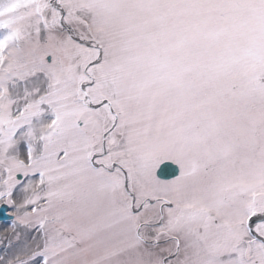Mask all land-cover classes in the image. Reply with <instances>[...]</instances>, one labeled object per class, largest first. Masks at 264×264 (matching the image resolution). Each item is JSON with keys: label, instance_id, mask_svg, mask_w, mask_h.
<instances>
[{"label": "snow or ice", "instance_id": "snow-or-ice-1", "mask_svg": "<svg viewBox=\"0 0 264 264\" xmlns=\"http://www.w3.org/2000/svg\"><path fill=\"white\" fill-rule=\"evenodd\" d=\"M0 208V264H264V0H0Z\"/></svg>", "mask_w": 264, "mask_h": 264}, {"label": "water", "instance_id": "water-1", "mask_svg": "<svg viewBox=\"0 0 264 264\" xmlns=\"http://www.w3.org/2000/svg\"><path fill=\"white\" fill-rule=\"evenodd\" d=\"M168 171H171V169H169ZM7 210V208H0V221L9 220L10 214L7 212Z\"/></svg>", "mask_w": 264, "mask_h": 264}, {"label": "rangeland", "instance_id": "rangeland-1", "mask_svg": "<svg viewBox=\"0 0 264 264\" xmlns=\"http://www.w3.org/2000/svg\"><path fill=\"white\" fill-rule=\"evenodd\" d=\"M8 212H10V210L8 209ZM10 223V221H1L0 222V233H2L5 229V227ZM2 247V246H0Z\"/></svg>", "mask_w": 264, "mask_h": 264}]
</instances>
